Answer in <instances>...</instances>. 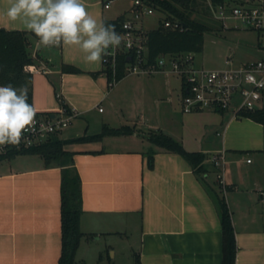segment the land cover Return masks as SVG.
<instances>
[{
	"label": "crops",
	"instance_id": "1",
	"mask_svg": "<svg viewBox=\"0 0 264 264\" xmlns=\"http://www.w3.org/2000/svg\"><path fill=\"white\" fill-rule=\"evenodd\" d=\"M122 1L106 7L103 0H83L89 14L103 22L130 14L134 1ZM8 7L7 0H0V27L26 30L19 20L7 19ZM141 24L149 29L144 20ZM36 49L44 58L35 64L41 71L33 76L36 112H57V93L79 112L57 133L68 140L65 149L74 152L82 182L85 235L76 253L78 264H136L137 256L140 264H222L220 197L235 227L236 264H264V123L231 110L187 113L182 81L167 75L163 84L148 79L137 85L123 78L110 86L103 58L86 62L78 46L45 50L37 43ZM63 64L80 71H63ZM258 108H264V92ZM104 125L135 131L73 140L100 133ZM156 130L187 150L206 154L205 171L197 173L180 153L155 145L148 132ZM126 142L134 145H119ZM149 150L155 151L153 167ZM222 150L228 157L226 193L211 157ZM61 183L62 168L46 167L41 155L0 161V264L59 263Z\"/></svg>",
	"mask_w": 264,
	"mask_h": 264
},
{
	"label": "trees",
	"instance_id": "2",
	"mask_svg": "<svg viewBox=\"0 0 264 264\" xmlns=\"http://www.w3.org/2000/svg\"><path fill=\"white\" fill-rule=\"evenodd\" d=\"M113 0H103L104 4ZM134 1V0H133ZM146 4L165 15L171 20L179 19L185 25L183 30L164 26L161 18L157 27L145 30L147 37V61L157 63L161 54L200 52L203 49L205 32L213 27L207 22L194 16L197 4L204 0H143ZM248 0H210L211 5L220 4L241 5ZM127 17L122 15L114 20H106L105 24L113 25L115 30L121 31L122 24ZM215 19V18H214ZM38 37L28 30H9L0 27V85L11 84L14 87L25 85L28 89V103L33 105V76L31 65L44 60L40 50L36 49ZM129 52L122 50L117 59V80L126 76V65ZM63 71L78 72V68L63 64ZM103 72L109 81L113 78L110 65L103 67ZM58 94V93H57ZM61 105L69 108L63 97L58 98ZM39 112H36L38 114ZM240 115L264 123V108L245 110ZM134 127H110L104 125L100 133L73 139L74 141L98 140L105 135L131 134ZM148 138L167 151L180 153L194 167L197 173L205 171L206 154L200 151L187 150L184 145L174 137L162 130L148 132ZM68 140L60 138L57 134L45 142L18 147L6 146L0 151V161L11 159L17 155L38 154L44 158L46 167L60 166L62 168L61 183V221H62V253L58 264H78L76 253L81 238L85 235L80 226L83 213L82 182L80 174L74 163V152L65 149ZM154 150H149V166L154 165ZM222 230H223V259L222 264H236L237 241L231 211L224 197L219 201ZM103 253L100 254V259ZM84 264V263H80ZM101 264V263H98ZM109 264H114L113 262ZM136 264H140L139 257Z\"/></svg>",
	"mask_w": 264,
	"mask_h": 264
},
{
	"label": "built area",
	"instance_id": "3",
	"mask_svg": "<svg viewBox=\"0 0 264 264\" xmlns=\"http://www.w3.org/2000/svg\"><path fill=\"white\" fill-rule=\"evenodd\" d=\"M110 6V2L105 4ZM215 12L213 17L225 25L228 19H235L248 27L260 32V46L264 48V0H248L246 4L211 5ZM156 11L143 0H134L130 14L122 24V30L117 33L122 37L118 47H109L103 56V63L110 65L113 78L109 81L114 86L118 80L117 59L122 50L129 54L126 65V76L130 74L167 72L182 78L183 94L182 109L187 112L232 109L235 116L242 111L258 108L264 92V58L245 62L235 66L234 59L229 57L226 63L230 67L209 69L196 64L194 53L161 54L157 63L147 61L148 45L143 27H136V22H143L144 16ZM213 12V13H214ZM164 26L183 30L185 25L179 19L171 20L163 15ZM34 72L41 71L37 65H31ZM57 97H62L60 93ZM102 110V107H100ZM79 115L76 108H61L51 113H38L35 116L34 129L26 132L20 145L32 146L45 142L50 137L62 132L73 119ZM5 147L0 148L3 151ZM212 161L217 168V180L224 193L227 192V163L226 150L212 154ZM251 161V159H248ZM264 196V190L261 191Z\"/></svg>",
	"mask_w": 264,
	"mask_h": 264
},
{
	"label": "clouds",
	"instance_id": "4",
	"mask_svg": "<svg viewBox=\"0 0 264 264\" xmlns=\"http://www.w3.org/2000/svg\"><path fill=\"white\" fill-rule=\"evenodd\" d=\"M7 19L19 20L38 37L40 47L78 46L89 63L100 62L109 47L122 37L113 25L98 21L83 0H7ZM36 110L28 103L25 85H0V148L18 147L24 134L34 129Z\"/></svg>",
	"mask_w": 264,
	"mask_h": 264
},
{
	"label": "rangeland",
	"instance_id": "5",
	"mask_svg": "<svg viewBox=\"0 0 264 264\" xmlns=\"http://www.w3.org/2000/svg\"><path fill=\"white\" fill-rule=\"evenodd\" d=\"M123 4L129 5L133 0H123ZM211 9L210 0L200 1L197 4V10L194 16L200 20L207 22L213 28L205 32L203 49L200 52L194 53L197 65H202L209 69H219L230 67L226 63V59L232 57L234 65L238 66L248 61L264 58V48L260 46V32L257 29L248 27L235 19H228L223 25L220 21L214 19L215 12ZM163 14L155 11L152 14L144 16V25L149 28L157 27ZM136 27H141V22L135 23ZM50 47H43L47 50ZM52 48V47H51ZM176 78L177 82H181L182 78L175 74L167 72L141 73L130 74L124 77L126 82H134L137 85L138 81L143 83L148 79H155L159 84H163L164 76ZM174 79V81H176ZM107 108V103L103 104ZM232 111V109H229ZM128 114V110L124 109ZM137 115V110L134 112ZM76 120H74L75 122ZM120 146H130L134 144L119 143Z\"/></svg>",
	"mask_w": 264,
	"mask_h": 264
}]
</instances>
